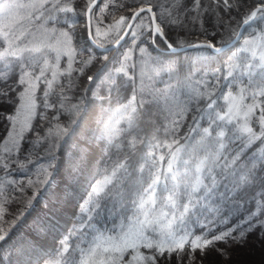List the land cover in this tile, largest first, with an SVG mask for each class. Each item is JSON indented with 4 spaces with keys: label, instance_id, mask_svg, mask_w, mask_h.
<instances>
[{
    "label": "trees",
    "instance_id": "16d2710c",
    "mask_svg": "<svg viewBox=\"0 0 264 264\" xmlns=\"http://www.w3.org/2000/svg\"><path fill=\"white\" fill-rule=\"evenodd\" d=\"M91 1L46 0L15 15L12 34L29 24L54 31L51 40L66 34L74 51L69 65L49 41L38 42L39 33L20 39L32 38L20 55L0 56V157L25 78L37 80L35 115L0 166L7 208L0 264H44L64 244L58 264H80L99 235H116L141 218L152 195L154 207L169 213L188 203L177 233L203 242L140 247L139 264L231 262L264 243V64L235 52L241 39L219 53L164 50L147 12L118 49L100 50L87 35ZM102 3L92 14V35L102 46L123 32L101 36L97 26L129 21L144 5L153 6L173 44L219 46L264 0H108L101 9ZM259 15L244 35L263 28L264 11ZM6 44L0 33V53ZM113 115L120 119L111 128ZM135 254L127 250L114 264Z\"/></svg>",
    "mask_w": 264,
    "mask_h": 264
},
{
    "label": "rangeland",
    "instance_id": "374dc122",
    "mask_svg": "<svg viewBox=\"0 0 264 264\" xmlns=\"http://www.w3.org/2000/svg\"><path fill=\"white\" fill-rule=\"evenodd\" d=\"M45 1L46 0H5L4 2H0V33L4 36L7 42L6 46L1 50L0 56L7 57L8 55H20L26 45H29V47L26 48L32 47L29 43L32 42V38L28 41H26V38L24 40L26 42L24 43H21L20 39L28 33H39L41 38H38V42L49 41V45H51L54 50L60 54L65 53L68 56V65L72 63L74 51L71 47V41L70 38L62 32L56 33L55 39L51 40V35L54 31L43 32V28L33 27L29 24L27 27H19V30L17 29L18 32L12 34L14 28L13 24L19 20V18L15 16L18 13L19 8L24 6L28 11L29 8L36 5L38 6ZM107 1L108 0L103 1L100 6L101 9L105 6ZM19 2L20 4H18ZM22 16H24V14ZM25 20L28 21V18ZM128 23V19L122 18L109 24L107 28L97 26V32L101 36H115L124 32ZM136 29L137 25L134 26L133 33L136 32ZM239 43L240 44L235 50L236 53L246 52L253 58H257L260 63L264 64V29H258L253 35L243 34ZM25 81L26 89L22 94L20 106L17 113L12 117L11 129L7 138L3 142V153L6 155L0 157V166L6 163V157L8 155L18 150L21 139L25 131L29 128L36 112L35 93L37 89V80L27 75ZM233 103L231 106H234ZM119 117L113 115L111 118V120L113 119L111 121V128H113V125L119 121ZM10 180L12 179H8V181ZM5 186L6 185L3 181H0V190ZM102 187L103 186L100 185L98 189H101ZM198 187V182L193 183L194 190L198 191ZM2 197L4 198V195H2ZM2 197L0 194V227H2L1 220H3V213L5 214L7 211V208H5L6 200ZM154 206L155 199L152 195L148 201L146 211L141 218L134 221L131 225L121 230L116 235H99L86 249L80 264H114L115 257L122 255L127 250H134L136 252L127 264H139L145 253L140 247L148 248L149 246L157 245L164 248L179 246L187 241H191L194 244L203 242L199 236L192 238L189 234L177 233L180 230V224L185 223V217L189 214L190 205L188 203L185 204L184 208L174 210L171 213L168 212L169 210L165 206L158 208H155ZM4 236H6V231L1 228L0 240L4 238ZM66 246L67 244H64L61 251L58 252V256H61L60 253L64 251ZM58 256L44 264H58L60 262ZM219 261L218 264H264V243L256 244L253 248H245L243 254L231 262L224 259H219Z\"/></svg>",
    "mask_w": 264,
    "mask_h": 264
},
{
    "label": "water",
    "instance_id": "95a60500",
    "mask_svg": "<svg viewBox=\"0 0 264 264\" xmlns=\"http://www.w3.org/2000/svg\"><path fill=\"white\" fill-rule=\"evenodd\" d=\"M100 1L101 0H92L87 6L86 23H87V35H88L89 41L91 42L92 45L104 51H111V50L118 49L125 42L129 34L131 33L139 14L147 11L151 16V25H152L154 34H159L160 37L165 41L166 45L168 46V49H167L168 51L177 53V52H182V51L191 50V49L209 48L211 51L216 52V53L223 52L227 50L228 48L233 47L241 39L248 23L251 22L253 19H255L259 10L264 9V4L258 5L253 11V13L251 14L249 20H247L244 24L240 26L236 36L225 44L217 46L213 42H210V41H196L191 44L177 46L171 43L166 37L153 7L150 5H144L138 8L137 10H135L124 32L113 44L109 46H102L94 40L93 35H92V25H91L93 9L97 6V4Z\"/></svg>",
    "mask_w": 264,
    "mask_h": 264
},
{
    "label": "bare ground",
    "instance_id": "6f19581e",
    "mask_svg": "<svg viewBox=\"0 0 264 264\" xmlns=\"http://www.w3.org/2000/svg\"><path fill=\"white\" fill-rule=\"evenodd\" d=\"M104 0H101L98 4H97V6L101 3V2H103ZM261 4H264V3H257L255 6H253L252 8H251V10L248 12V14L242 19V21H241V23H240V25H239V28H240V26L242 25V24H244L247 20H249V18H250V16H251V14L253 13V11L255 10V8L258 6V5H261ZM150 6H152V5H150ZM153 7V6H152ZM96 8V7H95ZM94 8V9H95ZM94 9H93V11H94ZM154 9V8H153ZM155 11V10H154ZM262 11H264V9H261V10H259V12L257 13V16L255 17V19H253L251 22H249L248 23V25L249 24H251V23H253L254 21H256V19L260 16L259 14H262ZM135 12V11H134ZM133 12V13H134ZM145 12H147V11H145ZM143 13V12H142ZM141 13V14H142ZM148 13V12H147ZM156 13V12H155ZM92 14H93V12H92ZM149 14V13H148ZM140 15V14H139ZM157 15V14H156ZM132 16V15H131ZM149 16H150V14H149ZM139 17V16H138ZM131 18V17H130ZM138 19V18H137ZM150 19H151V16H150ZM137 21V20H136ZM136 23V22H135ZM91 25H92V19H91ZM247 25V26H248ZM86 26H87V23H86ZM134 26H135V24H134ZM239 28H238V30H239ZM261 29H264V26H263V28H261ZM125 30V29H124ZM236 36V35H235ZM234 36V37H235ZM233 39V38H232ZM169 40V39H168ZM170 41V40H169ZM199 41H210V40H199ZM165 42V41H164ZM171 42V41H170ZM210 42H212V41H210ZM172 43V42H171ZM166 44V43H165ZM167 46V45H166ZM167 49H168V46H167ZM167 49H164V50H167Z\"/></svg>",
    "mask_w": 264,
    "mask_h": 264
}]
</instances>
